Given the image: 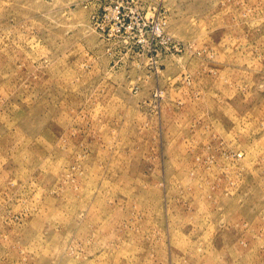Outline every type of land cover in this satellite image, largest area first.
<instances>
[{"label":"rangeland","instance_id":"374dc122","mask_svg":"<svg viewBox=\"0 0 264 264\" xmlns=\"http://www.w3.org/2000/svg\"><path fill=\"white\" fill-rule=\"evenodd\" d=\"M0 264H264V0H0Z\"/></svg>","mask_w":264,"mask_h":264}]
</instances>
